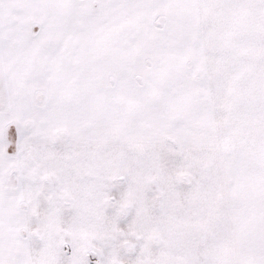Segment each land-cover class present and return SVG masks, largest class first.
Wrapping results in <instances>:
<instances>
[{"label":"snow or ice","instance_id":"snow-or-ice-1","mask_svg":"<svg viewBox=\"0 0 264 264\" xmlns=\"http://www.w3.org/2000/svg\"><path fill=\"white\" fill-rule=\"evenodd\" d=\"M0 264H264V0H0Z\"/></svg>","mask_w":264,"mask_h":264}]
</instances>
